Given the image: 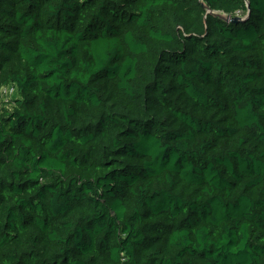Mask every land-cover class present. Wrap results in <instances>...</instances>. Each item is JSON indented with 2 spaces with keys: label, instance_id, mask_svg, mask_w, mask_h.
Wrapping results in <instances>:
<instances>
[{
  "label": "trees",
  "instance_id": "trees-1",
  "mask_svg": "<svg viewBox=\"0 0 264 264\" xmlns=\"http://www.w3.org/2000/svg\"><path fill=\"white\" fill-rule=\"evenodd\" d=\"M0 264H264V0H0Z\"/></svg>",
  "mask_w": 264,
  "mask_h": 264
},
{
  "label": "built area",
  "instance_id": "built-area-1",
  "mask_svg": "<svg viewBox=\"0 0 264 264\" xmlns=\"http://www.w3.org/2000/svg\"><path fill=\"white\" fill-rule=\"evenodd\" d=\"M17 87L13 84L6 85L1 90L2 99L5 102H10L13 96L17 95Z\"/></svg>",
  "mask_w": 264,
  "mask_h": 264
},
{
  "label": "water",
  "instance_id": "water-1",
  "mask_svg": "<svg viewBox=\"0 0 264 264\" xmlns=\"http://www.w3.org/2000/svg\"><path fill=\"white\" fill-rule=\"evenodd\" d=\"M248 8L250 9V6L248 5ZM209 12H212L213 14H216V12L215 11H210L209 10ZM220 16V15H219ZM220 17H222V16H220ZM223 19H225L226 21H228V20H231L232 22H234V21H238V20H242V18L240 17V16H236V17H234V18H230V16H227V18H224V17H222Z\"/></svg>",
  "mask_w": 264,
  "mask_h": 264
},
{
  "label": "rangeland",
  "instance_id": "rangeland-1",
  "mask_svg": "<svg viewBox=\"0 0 264 264\" xmlns=\"http://www.w3.org/2000/svg\"><path fill=\"white\" fill-rule=\"evenodd\" d=\"M216 14H217V15H220V16H222V17H224V18H227V16H228V15H225V14L220 13V12H218V13H216ZM237 16H240V17H241L242 15H241V13H238ZM14 97H15V96H13L12 98H14ZM2 100H3V99H2ZM6 105H9V104H6Z\"/></svg>",
  "mask_w": 264,
  "mask_h": 264
}]
</instances>
